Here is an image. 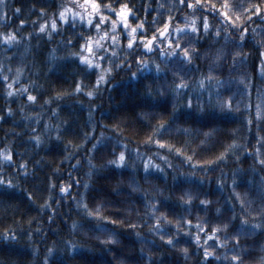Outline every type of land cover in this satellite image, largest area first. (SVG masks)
Returning a JSON list of instances; mask_svg holds the SVG:
<instances>
[{"label": "trees", "instance_id": "1", "mask_svg": "<svg viewBox=\"0 0 264 264\" xmlns=\"http://www.w3.org/2000/svg\"><path fill=\"white\" fill-rule=\"evenodd\" d=\"M96 2L99 30L73 22L82 0H2L0 264H258L264 0ZM166 20L170 31L142 52L140 37L158 38ZM89 37L99 69L79 59L91 55L80 47ZM177 40L190 58L168 54ZM96 41L114 51L100 56Z\"/></svg>", "mask_w": 264, "mask_h": 264}, {"label": "snow or ice", "instance_id": "2", "mask_svg": "<svg viewBox=\"0 0 264 264\" xmlns=\"http://www.w3.org/2000/svg\"><path fill=\"white\" fill-rule=\"evenodd\" d=\"M183 2H184V0H181V3H183ZM0 3H2V0H0ZM197 3H199V0H197ZM188 6L189 7H192L191 0H188ZM65 7H67V6H65ZM79 7L81 9H84L85 11H84L83 15H81L80 12H74L73 13V22L75 20V17H77V16H79L82 20H84L87 17L88 19H86V23L89 24V25L94 24L95 28L97 30H99L100 27H101V25L103 24V22L105 20V15H104L103 11H101V6L96 2V0H82V3L79 5ZM104 7H109V6L108 5H105ZM126 8H127V5L126 4H121L120 5V10H114L116 16L119 19H124L125 24L127 23V21L125 19V13L123 12V10L126 9ZM16 10L18 11L19 9H16ZM41 11H43V10H41ZM127 11H131V9H127ZM245 11H247V10L245 9ZM257 11H259V7L258 6H257ZM94 14H96L98 16V22L96 20H94V19L91 18V17H93ZM59 15H60V18L62 20L66 19L65 15H64V9L63 8L60 10ZM225 15H226V13H225ZM229 19H231V17H229ZM20 23H24V21H21ZM111 23L113 25V29L112 30L114 31L115 30V25L117 24V20H111ZM137 23H138V26L140 28H143V23L142 22L138 21ZM233 23H235V22H233ZM44 27H45V25L43 23H41L40 24V29H44ZM51 27L52 28H56L57 27L56 20H52ZM179 27L180 28H184L185 26L181 25ZM186 27L187 28H190V29H193V30H195L197 32L199 31L198 29H196L195 24H188ZM203 28H204L205 31H207L208 28H209V22H208L207 15H205L203 17ZM163 29H164L163 31L157 30V31H159V36H165V33L170 31L169 24H168L167 20L165 21V23L163 25ZM135 30L136 29H135V26H134L133 29H132V31L134 32ZM101 35L102 36H107V33H101ZM241 35H243V33H241ZM10 37L11 38H15V34L10 32V35L9 36H5L4 39L5 40H10ZM133 39H135V37L130 38L127 41V43H128L129 46H131L133 44ZM115 40H116V37L114 36V37H112V41L111 42L114 44L115 43ZM157 41H158V38H157V36L155 34L152 37H148V38H146L144 36H141L140 37V42H141L142 47L145 48V49H149V50L152 47L155 46V42H157ZM92 43L93 42H92L91 38L89 37V39L87 41V46L84 43H82L80 45V47L82 49L83 48H86L87 53H91V55H79V54H77V55H79L80 61L87 62V64L89 66L95 65V67L97 69H99L101 67L100 63H98L99 56H97V58L95 60L92 58V56H95L96 55V53L93 51ZM168 43L171 44V43H173V41L172 40H168ZM96 48L97 49H100V56H103L104 53H105V51H114V48L113 49H109L107 44H105L103 46V48L101 49L100 41H96ZM176 49H180L182 51V54H183V57L184 58H190L189 57L188 48L187 47L181 48V45H180V43H179L178 40L176 42L175 48H173L172 51L169 52L168 54L171 55L172 52H175L176 51ZM161 55H164V53L161 52ZM136 60L139 62L138 63V67L141 68V69L145 68L148 65V61L147 60H141V58L139 56L136 57ZM123 63H124L123 61L120 62V64H123ZM128 63L130 64L131 61H128ZM117 66H119V65H117ZM156 69H157V71H159V65H156ZM110 71H111V68H108V67H105L104 68V72H110ZM132 75L135 76L136 73H132ZM103 79H104L103 74L98 75L97 78H96V83L99 84ZM181 86H183V82H181L180 85H176V88H180ZM76 87H77V89H79L80 88V84L77 83ZM88 95L91 96V95H93V93L91 91H89L88 92ZM28 98L30 100L31 99H34V97H32L31 94H29V97ZM187 103H188L189 106H191V103H192L191 98L188 99ZM225 104L228 107H231L230 102L223 101L222 102V106L225 105ZM261 105H264V100H262L261 103L258 104V114H259V108H260ZM156 143L163 144L164 141L157 140ZM177 151H179V149H177ZM124 156H125V153L123 151H121L119 153L118 158H116L114 161H110V162H114L115 164L119 165L124 160ZM221 156H223V153H221ZM21 167H23V165H21ZM145 167L146 168L148 167V161H145ZM154 167H159V166L158 165H154ZM2 179L3 178L0 177V180H2ZM4 182L5 183H10V181H4ZM60 191L61 192H64L65 189L62 187L60 189ZM189 199H191V197H189ZM205 203H207V201H205ZM89 213L99 216V212L92 213L91 209H89ZM253 214L256 215V214H264V213H253ZM185 222L186 223H189V224L191 223V221H185ZM157 223H159V221H157ZM242 223H246L245 221H243V218H242ZM259 226H260L259 224L253 222V224H252V230H255V228H257ZM218 227H223V225L218 226ZM212 232L213 233H216L217 232V227H213L212 228ZM167 239L171 243L172 238L171 237H167ZM233 239H237V242H238V234H237V237H233ZM107 240H109V241L113 240V236H111V235L107 236ZM196 240L199 241L200 240V237L197 236L196 237ZM233 250H235V246H234V249ZM204 255L205 256H208L209 255V252L207 250H205ZM231 260L232 261H235L236 264H240V258H239L238 255H232L231 256ZM258 264H264V256H261L259 258Z\"/></svg>", "mask_w": 264, "mask_h": 264}, {"label": "water", "instance_id": "3", "mask_svg": "<svg viewBox=\"0 0 264 264\" xmlns=\"http://www.w3.org/2000/svg\"><path fill=\"white\" fill-rule=\"evenodd\" d=\"M163 30H164V29H163ZM163 30H162V31H163ZM166 34H167V32L165 33V35H166ZM164 37H165V36H159V35H158V39H163ZM141 51H142V52H148V53L150 54V53H152V48L149 50V49H145V48L142 47V48H141Z\"/></svg>", "mask_w": 264, "mask_h": 264}, {"label": "rangeland", "instance_id": "4", "mask_svg": "<svg viewBox=\"0 0 264 264\" xmlns=\"http://www.w3.org/2000/svg\"><path fill=\"white\" fill-rule=\"evenodd\" d=\"M3 20V5L0 3V23Z\"/></svg>", "mask_w": 264, "mask_h": 264}]
</instances>
